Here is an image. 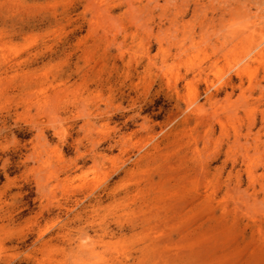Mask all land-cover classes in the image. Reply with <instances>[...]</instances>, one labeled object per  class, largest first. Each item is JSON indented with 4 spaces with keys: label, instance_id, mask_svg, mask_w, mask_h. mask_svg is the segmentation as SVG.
<instances>
[{
    "label": "rangeland",
    "instance_id": "1",
    "mask_svg": "<svg viewBox=\"0 0 264 264\" xmlns=\"http://www.w3.org/2000/svg\"><path fill=\"white\" fill-rule=\"evenodd\" d=\"M0 264H264V0H0Z\"/></svg>",
    "mask_w": 264,
    "mask_h": 264
},
{
    "label": "bare ground",
    "instance_id": "2",
    "mask_svg": "<svg viewBox=\"0 0 264 264\" xmlns=\"http://www.w3.org/2000/svg\"><path fill=\"white\" fill-rule=\"evenodd\" d=\"M248 66V65H247Z\"/></svg>",
    "mask_w": 264,
    "mask_h": 264
}]
</instances>
